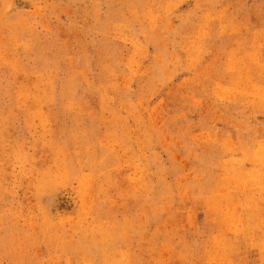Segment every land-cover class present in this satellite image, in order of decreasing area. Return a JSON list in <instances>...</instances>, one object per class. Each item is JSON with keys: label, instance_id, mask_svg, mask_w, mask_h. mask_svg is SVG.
Wrapping results in <instances>:
<instances>
[{"label": "rangeland", "instance_id": "rangeland-1", "mask_svg": "<svg viewBox=\"0 0 264 264\" xmlns=\"http://www.w3.org/2000/svg\"><path fill=\"white\" fill-rule=\"evenodd\" d=\"M0 264H264V0H0Z\"/></svg>", "mask_w": 264, "mask_h": 264}]
</instances>
